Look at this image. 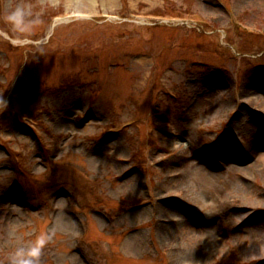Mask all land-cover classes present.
<instances>
[{"label": "rangeland", "instance_id": "374dc122", "mask_svg": "<svg viewBox=\"0 0 264 264\" xmlns=\"http://www.w3.org/2000/svg\"><path fill=\"white\" fill-rule=\"evenodd\" d=\"M42 235L40 264H264V0H0V264Z\"/></svg>", "mask_w": 264, "mask_h": 264}, {"label": "clouds", "instance_id": "9594fccd", "mask_svg": "<svg viewBox=\"0 0 264 264\" xmlns=\"http://www.w3.org/2000/svg\"><path fill=\"white\" fill-rule=\"evenodd\" d=\"M25 10L22 6L17 5L11 11L6 14V18L10 21L19 19ZM48 237L41 236L37 243L33 244L28 249H21L17 256L13 258V264H40V257L42 254L43 246L46 243Z\"/></svg>", "mask_w": 264, "mask_h": 264}, {"label": "bare ground", "instance_id": "6f19581e", "mask_svg": "<svg viewBox=\"0 0 264 264\" xmlns=\"http://www.w3.org/2000/svg\"><path fill=\"white\" fill-rule=\"evenodd\" d=\"M252 105V104H251Z\"/></svg>", "mask_w": 264, "mask_h": 264}]
</instances>
